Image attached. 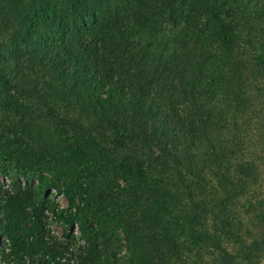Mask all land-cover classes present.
I'll return each instance as SVG.
<instances>
[{
	"label": "trees",
	"instance_id": "trees-1",
	"mask_svg": "<svg viewBox=\"0 0 264 264\" xmlns=\"http://www.w3.org/2000/svg\"><path fill=\"white\" fill-rule=\"evenodd\" d=\"M263 182L264 0H0V264H264Z\"/></svg>",
	"mask_w": 264,
	"mask_h": 264
},
{
	"label": "rangeland",
	"instance_id": "rangeland-1",
	"mask_svg": "<svg viewBox=\"0 0 264 264\" xmlns=\"http://www.w3.org/2000/svg\"><path fill=\"white\" fill-rule=\"evenodd\" d=\"M248 142L252 143L251 140ZM252 146V144H251ZM12 175L11 177L18 176L21 180L27 181L30 179V182L34 185H38V174L29 173L24 176V172L22 170H13L10 169ZM10 179V176L7 175ZM51 199L55 201L60 207L68 209V201L65 198L64 194L59 192H53ZM264 211V182L258 186L252 189L246 196L239 199L238 202L235 204L234 213H232L233 217L238 221V223L243 224V234L245 236L254 235L258 228H256V216ZM47 215V222L48 227L51 230L52 233L56 234L60 238L65 237L69 231L67 230L65 223L62 220H59L54 214L51 212H46ZM241 228V225H240ZM76 234L78 235L79 232L76 229ZM206 248H203L202 251H204V254ZM122 253L125 254V248H122Z\"/></svg>",
	"mask_w": 264,
	"mask_h": 264
}]
</instances>
